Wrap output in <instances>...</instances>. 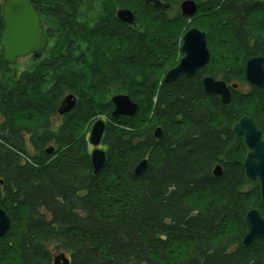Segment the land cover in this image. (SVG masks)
Segmentation results:
<instances>
[{"label":"trees","instance_id":"1","mask_svg":"<svg viewBox=\"0 0 264 264\" xmlns=\"http://www.w3.org/2000/svg\"><path fill=\"white\" fill-rule=\"evenodd\" d=\"M166 1L164 12L141 0H27L41 17L49 11L51 53L14 77L0 49V208L10 224L0 264L59 254L68 264H264V239L242 245L247 211L264 219L259 183L242 167L248 149L241 143L237 163L223 157L243 117L264 134V88L225 106L201 84L209 75L247 84L245 63L264 57V3L195 0L186 19L183 0ZM118 7L133 11L135 30L116 21ZM190 28L205 33L209 63L164 83ZM117 93L137 104L134 117L112 116ZM67 95L76 103L60 116ZM101 118L106 156L93 174L87 135Z\"/></svg>","mask_w":264,"mask_h":264},{"label":"water","instance_id":"2","mask_svg":"<svg viewBox=\"0 0 264 264\" xmlns=\"http://www.w3.org/2000/svg\"><path fill=\"white\" fill-rule=\"evenodd\" d=\"M140 1V0H139ZM147 6H152L159 11H169L170 5L166 0H141ZM3 31L0 36V49L3 52V60L8 65H14L18 59L31 56L40 60L47 51L48 38L44 35V25L41 23V17L36 13L33 6L27 0H3ZM181 15L193 17L197 12V3L193 0H183L179 6ZM117 22L126 24L128 27H136L138 21L130 9L118 10L116 13ZM206 35L197 28L189 29L182 38L180 52L183 57L175 68L165 74L164 83L176 82L181 77L191 78L198 70L208 65L210 51H208ZM245 80L250 85L259 89L264 88V57H252L245 63ZM201 84L206 95H212L220 98L222 105L227 106L230 103V94L226 83L216 81L211 76L204 77ZM113 105V117H133L137 111L136 104L125 94H116L111 96ZM75 99L72 95H67L61 103L58 112L61 115L68 114L75 106ZM105 121L97 120L91 127L88 144L94 149L91 151V166L93 174L99 173L105 163L106 154L99 150L101 140L104 134ZM234 141L225 151L224 158L232 163H237L234 152L240 146L241 140L248 148V153L242 164L245 171V177L255 183H259L260 200L264 206V134L255 126L253 120L249 117H243L233 125ZM155 138L162 137V131L156 128ZM52 148L46 150V154H51ZM147 160L137 163L134 169V175L140 176L147 169ZM213 175L220 177L222 171L217 165L213 169ZM244 223L246 225V234L242 240L244 247L252 241L259 238L264 239V219L261 213L255 209L247 211ZM10 228L9 219L0 209V238L4 237ZM53 264H68V259L64 254H59L53 259Z\"/></svg>","mask_w":264,"mask_h":264},{"label":"rangeland","instance_id":"3","mask_svg":"<svg viewBox=\"0 0 264 264\" xmlns=\"http://www.w3.org/2000/svg\"><path fill=\"white\" fill-rule=\"evenodd\" d=\"M93 10V6L90 3L89 6L86 8V11L88 13H92L91 11ZM43 25L45 27H49V20L46 17H42ZM189 23V22H188ZM50 44L48 45V50L47 52L42 56V59L45 55H48L49 52L51 51V47H49ZM51 53V52H50ZM40 60L34 59L31 56L27 57H22L21 59H18L17 62L14 65H11V71H13V76L16 77L17 74L21 73L23 70H32L33 67L39 62ZM206 77V76H204ZM203 77V78H204ZM89 134L87 135V137ZM92 145L90 146V149H92Z\"/></svg>","mask_w":264,"mask_h":264},{"label":"bare ground","instance_id":"4","mask_svg":"<svg viewBox=\"0 0 264 264\" xmlns=\"http://www.w3.org/2000/svg\"><path fill=\"white\" fill-rule=\"evenodd\" d=\"M2 1L3 0H0V3H1V5H2ZM193 1H195V0H193ZM196 2V1H195ZM182 3V2H181ZM180 3V4H181ZM180 4H179V6H180ZM32 5V4H31ZM170 5V4H169ZM179 6H178V9H180L179 8ZM34 8V7H33ZM2 9H3V5H2ZM123 8H119L118 7V9H115V12L117 13L118 12V10H122ZM35 10V9H34ZM47 10V9H46ZM44 10L45 12H44V15H46V17L48 16V13H49V11L47 10ZM127 10H129V9H127ZM36 11V10H35ZM37 13V12H36ZM38 14V13H37ZM39 15V14H38ZM183 16V15H182ZM40 17H41V15H40ZM183 17H185L186 19H188V18H191V17H187V16H183ZM115 18H116V14H115ZM117 21V20H116ZM189 21V20H188ZM41 23H42V25H43V21H42V17H41ZM124 25H126V24H124ZM127 26V25H126ZM131 27V26H130ZM133 29L135 30L136 28H134L133 27ZM190 29H192V28H190ZM44 35L46 36V33H45V25H44ZM1 36V35H0ZM205 40H206V38H205ZM48 42H49V39H48ZM182 46V45H181ZM47 47H48V44H47ZM181 48V47H180ZM48 50V49H47ZM209 51V50H208ZM44 55V54H43ZM181 55H182V53H181ZM182 57H183V55H182ZM259 57V56H258ZM179 64V63H178ZM177 64V65H178ZM175 68V67H174ZM173 69V68H172ZM166 74V73H165ZM195 74V73H194ZM210 76V75H209ZM209 76H206V77H209ZM192 77V76H191ZM165 78V77H164ZM213 78V77H212ZM203 79V78H202ZM163 81H164V79H163ZM117 94H120L121 95V93H117ZM122 94H125V93H122ZM114 95H116V94H114ZM125 95H127V94H125ZM128 96V95H127ZM129 97V96H128ZM134 102V101H133ZM135 103V102H134ZM136 104V103H135ZM136 108H137V104H136ZM57 112H58V110H57ZM113 113V112H112ZM136 114V113H135ZM58 115H60V116H63V115H61L60 114V112H58ZM65 115V114H64ZM134 117V116H133ZM129 118H132V117H129ZM103 121H104V119L103 118H101ZM156 128H158V129H160L161 130V127H156ZM155 131H156V129H155ZM155 131H154V133H155ZM162 131V130H161ZM153 133V134H154ZM154 139L157 141V140H159L158 138H155V134H154ZM47 150V149H46ZM46 150H45V152H46ZM143 160H145V159H143ZM143 160H141V161H143ZM2 211H3V209L2 208H0ZM3 213H4V211H3ZM5 215H7L6 213H5ZM8 217V216H7ZM9 219V218H8ZM245 236V235H244ZM244 239V238H243Z\"/></svg>","mask_w":264,"mask_h":264},{"label":"flooded vegetation","instance_id":"5","mask_svg":"<svg viewBox=\"0 0 264 264\" xmlns=\"http://www.w3.org/2000/svg\"><path fill=\"white\" fill-rule=\"evenodd\" d=\"M260 2L264 3L263 0H260L259 3ZM245 82H246V80H245ZM226 86L228 88V91H229L231 99H232V96L235 95L236 93H239V92L243 93V94L244 93H248V91H250L251 88L255 87L254 85L253 86L250 85L248 82L245 85H240L239 83L238 84L237 83L236 84L235 83H231V84H226ZM203 92H204V90H203ZM231 99H230V103H231ZM229 104L227 106H229Z\"/></svg>","mask_w":264,"mask_h":264}]
</instances>
